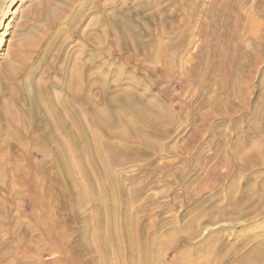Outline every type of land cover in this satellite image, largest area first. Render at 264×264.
I'll use <instances>...</instances> for the list:
<instances>
[{"label": "rangeland", "instance_id": "374dc122", "mask_svg": "<svg viewBox=\"0 0 264 264\" xmlns=\"http://www.w3.org/2000/svg\"><path fill=\"white\" fill-rule=\"evenodd\" d=\"M46 1L0 0V144L2 145V147L0 145V152L11 155L7 158L10 162L6 161L9 168L11 165L19 166L20 164L23 170L14 178L13 174L0 173V179H3L1 184L4 185L0 184V187L6 188L3 190L7 192L15 184L21 190L22 196L15 198L12 203L14 204L16 200L15 206L21 209L22 218L27 219L29 216L39 221L44 243H46L34 249L27 246L0 247V256L5 254L4 258L0 257V264H94L92 259L99 257L101 249L109 258L114 257L113 252L116 251V247L110 248L111 251L108 252L106 249L109 247H94L93 250L80 247L78 240L81 235L78 234L76 227L78 229L80 225H83V221H79L80 224L77 223L73 227L71 213L66 208L67 199L61 197L57 190V193L52 195L53 202L58 200L54 202L56 221L48 220L42 215L41 205L48 198L44 197V189L40 194L44 196L42 195L40 199L34 195L28 178L34 174L35 167L39 172L41 171L44 160L42 154L32 151V144L31 147H25L29 139L19 138L14 130L26 119H32L31 112L34 108L38 109L40 114L44 113V110L38 108L42 106L37 102V92L40 87L46 95L64 94L60 84L65 82V77L60 71L72 69L78 58L81 61L86 60L87 53L95 49L83 40V34L88 30L93 33L92 28L96 30L104 28L101 18L97 19L101 26L93 22L101 14L102 6L108 12L115 11L117 16L119 15L116 21V29L119 33L116 38L119 43L113 40L112 34L107 35L103 40V46L112 47L115 54L112 58L104 59L110 67L104 74L112 81L116 71H119L123 74L120 85L124 87L133 86L132 80L140 81L142 83L140 87L133 86L137 94L141 96L143 89H148L152 93L149 94L150 100H155L160 105L166 106V100H170L169 102L177 109L198 108L199 130L189 125L185 126L186 129L182 126L179 127L180 129L176 128L177 130L168 140L170 150L160 147L150 158H129L128 163L119 168L118 173L126 180L131 177V181L134 182H147L146 192L131 200L134 209L142 208L141 213L144 215L142 225L146 222L152 223L153 230L157 232L155 235L158 233L163 236L171 235L184 220L193 216L196 218L200 214L197 209L198 204L207 202L210 195L221 193V196L226 197L229 186L235 182L237 172L245 169L244 172L249 173L251 168V171L264 170V165L254 168L252 162L246 159L237 163L233 159L230 160L229 149L215 150L205 148L206 145H203V140L206 138L217 137L219 140L215 143L224 147L222 137L246 138L244 135L251 121L257 126L263 122L261 118L255 116L254 109L264 98L262 89L264 0H231L230 3L228 0H166V2L162 0H50L48 12L45 6H41ZM163 7H166V28L159 22ZM53 14L61 16L62 19L55 26L50 27V18L54 16ZM112 28L115 31L113 26ZM122 33L125 35L122 36ZM157 40L169 45L160 54L168 59L165 62L166 65L164 58L147 59L141 52L143 44L139 41L154 47ZM122 43L129 45L128 49L122 47ZM83 45H87L85 53L81 50ZM47 105L56 107L54 106L56 104L49 99ZM138 107L144 110L142 105L138 104ZM188 116L186 119L190 122ZM19 119L21 121H18ZM12 122L15 127L9 124ZM219 133L226 135L221 136ZM252 137L250 139L257 140V135L254 134ZM159 141L166 142V139ZM263 144L264 141L262 147ZM254 146L253 150L256 154L257 144ZM72 155L73 153L68 155L72 166L70 167L77 179L81 178V185L85 187L82 188L83 191L86 192L85 189H88L86 193L90 195L92 190L86 187L84 178L80 177L81 171L78 169H81L79 162L81 158ZM196 155L203 156L200 157L201 160L208 158L209 155L213 157L204 165V168H200L201 164H198L202 170L198 169V177L192 178L189 189L185 190L184 185L187 183L184 179L188 172L196 167ZM12 156H15L16 160ZM255 156L257 158V155ZM132 159L135 160L131 161ZM58 163L57 168L60 166V162ZM145 171H148L147 175ZM230 173L234 175L230 176ZM243 180L241 177L237 179L236 186L241 187ZM263 183L264 178L259 180L258 185L263 186ZM94 195L91 193L93 204L88 203L83 216L96 214L102 219L104 212L98 204L96 205L98 207H95L97 199ZM56 197L58 199H55ZM116 201L114 203L119 209L118 219L121 224L127 202L124 199ZM221 203L224 204V201ZM206 204L208 205V202ZM16 207L9 213V218L17 212ZM206 219L203 223L207 222ZM219 220L222 219L219 217L213 224H217ZM245 224H241L243 227L227 224L229 227L225 225L222 231L219 229L220 233L224 232L226 235L225 243H231L234 238V241H249V244H252L254 238H259L257 235H262L264 238V215L257 216ZM160 225L164 231L156 230ZM172 225L175 228L173 231L169 229ZM195 226L199 228V219ZM141 229L143 232V226L139 230ZM204 229L203 227L200 234L193 236L194 239L186 235L174 237L172 234L171 243L169 242V245L166 243L164 246L166 248L162 250L164 264H213L215 257L220 254L218 247L209 248L207 242V247L203 249L197 247L204 245L207 240L204 238H207L210 231ZM10 230H8L9 234ZM97 231L99 232V229ZM125 233L121 232V235H124L122 247L126 249L122 250L123 256H126L125 259L129 260L127 246L129 241ZM133 244L135 245V242ZM238 245L236 247L242 244ZM246 249L248 248L245 247L244 250ZM181 253H185L183 261L179 258ZM230 257L233 259L232 255ZM229 263V260H225L223 264ZM260 264H264V259Z\"/></svg>", "mask_w": 264, "mask_h": 264}, {"label": "bare ground", "instance_id": "6f19581e", "mask_svg": "<svg viewBox=\"0 0 264 264\" xmlns=\"http://www.w3.org/2000/svg\"><path fill=\"white\" fill-rule=\"evenodd\" d=\"M50 3V0H47L42 3L41 6H45L48 12ZM111 10L114 11L112 8ZM100 13L101 14H99L93 22L99 24L100 22H98L99 20L97 21V19L101 18L104 28L102 27L96 30L90 27L93 33L88 30V32H84L83 34V40L89 45H92L95 49L87 53L88 57L86 60L81 61L78 58L74 62V67L72 69L60 71L65 77V82L60 84V88L64 91V94L53 93L52 95H46L43 92V88L40 87L37 92V102L42 106V108H38L42 111L44 110V113L40 114V111L34 108L31 112L32 119H26L21 126H16V129L13 128L19 138L29 139L25 147H31L32 144V151L35 150L39 152L43 157L44 163L43 167L41 166V171L39 172L35 167L34 174L28 178L33 194L40 199L43 195L40 194L44 189L45 196H43L48 198V200H45L41 205L42 215L48 220L54 219V221H56L54 214L56 210H54V208H56L55 203L58 200H55V203L53 202V193L55 194L58 192L61 197L65 198V200L67 199L66 208H68L69 210H67L71 213L70 218L74 224V226H72L75 227L77 223L80 224L79 221H83V225H80L78 229L76 227L78 234L80 233L81 235L78 240L80 247H86L89 248V250H93L94 247H109L106 249L107 252L109 250L111 251L110 248L116 247V251L114 250L113 252L114 257L111 258L107 256L104 250H99V257H94L92 259L94 264H164L162 250L166 248H164V246L169 245V242L171 243L172 234L174 237L175 235H186L191 238L200 234V230L203 227L205 231L210 232L209 234L207 233V238H204L207 240H203L205 241L204 245H199L197 247L198 249H203V247H207V243L209 248H211V246L218 247L217 250L220 254L215 257V264H223L225 260H229V264H260L264 259V240H262L264 238L262 235H257L259 238H254L255 240H253L252 244H249V241L237 242L234 241V238H232L233 241H231V243H225L224 236L226 235L224 232L220 233L219 229L222 231L225 225L229 227L227 224L241 226V224L244 223V225H246L245 222L257 216L264 215V183L263 186H260L261 184L258 185L259 180L264 178V170L261 169H254L251 171V168L250 172L247 173L244 172L245 169L241 170L240 168L241 171L237 172L235 182L229 186L226 197L223 195L221 196V193L210 195L207 201L208 205L206 204L207 202H202L200 205L198 204L197 209L200 214L196 216V218L193 216L184 220L182 225L176 226V230L172 234L170 233L171 235L166 236L164 234L165 236H163L159 233L155 235L157 232L153 230L154 225L152 223L146 222L145 225H142V223H144V215L141 213L142 208L136 207V209H134L131 200L134 197L142 196L146 192L147 182H134L131 181V177H129L127 181L118 171L119 168H122L128 163L127 160L129 158H150L153 153L146 154L148 150L141 145L144 144L147 147L148 145L146 144L148 143L152 146L151 150L155 152L159 142L155 144L153 140L146 135L152 131L153 133L161 131L159 133L168 134L166 130L162 129V124L166 123V121L168 122L170 119L172 120V117L169 116L170 114H166V109L156 103L155 100H150L149 94L151 92L148 91V89H143V95L141 96L137 94L138 92L133 89V86H141L140 81L132 80L133 86L124 87L120 85L123 74L119 73V71H116L112 77V81L104 74L105 71L110 68L105 63V60L114 57L115 54L112 47L103 46V40L107 35L112 34L114 35V39H112L118 42L116 37L119 36V33L116 29V21L119 15L117 16L115 11L113 13L108 12L106 9H103V6ZM128 15L131 14L128 13ZM58 16L59 15H54L50 18V27L55 26V24L62 19L61 16ZM100 24L99 26H101ZM124 35L125 34L122 36ZM64 42H66V40ZM139 42L143 44L141 50L143 55L152 60H157L158 55L160 56L161 54L163 45H165L164 43L162 44L163 41L161 40H157L154 47L150 44L146 45L142 41ZM86 46L87 45L81 46V50L84 53L87 51L85 48ZM121 46L127 49L129 47V45H125L124 43H122ZM119 70L121 71V69ZM262 89L264 90V82L262 83ZM48 99L52 101L53 104H56L54 105L56 106L55 108L52 107V105H47ZM138 104H141L144 110L138 107ZM254 111L255 116L261 118L263 122L260 121L261 125L258 126L256 124H254V126L252 121L248 124L246 129L248 142L245 144L236 139L233 148L234 157H232V159L236 163L243 162L244 159L249 160L252 162V167L256 168L264 165V146H261L264 141V98ZM8 118L11 119L12 117L8 116ZM13 118H15V115ZM18 121H21V119ZM9 124L14 126L13 122ZM254 134L257 135V140L250 139L253 138L252 135ZM137 141H140L141 145H138ZM160 144L162 147L164 142H160ZM255 144H257L256 154H254L255 152L253 150ZM29 150L31 151L30 148ZM260 152L262 153L260 154ZM5 153L0 152V173L13 174L12 176L14 178L22 173L23 170L20 164V167L11 165L12 167L10 166L9 168L7 162L10 161H8L7 158L11 157V155ZM69 153H73L74 157L78 156V158H81V161H79L81 163V165L79 163L81 169L78 168L82 174L80 177L84 178V184L87 185L86 187L91 188L89 190H92V192H90L93 195L95 193L94 196L97 199V201H95V207H101L103 210L102 212H104V218L101 219V217H97L96 214H94V216L96 215L95 218L93 215L83 216L85 208L88 207V203L90 204L92 201L91 193L90 195L86 193L88 189H85L86 192L83 191L84 189L82 188L84 186L82 187L81 185V178H79L80 180L77 179L75 172L73 173L68 157ZM255 155H257V158ZM197 157L198 164L202 166H200V168H204L203 165L208 163L206 162L207 160H203L204 158L201 160L200 155ZM13 159H15V156ZM133 160L135 159L131 161ZM58 162H60V166L62 165L61 167L58 165L59 168H57ZM200 168L194 167L192 171L190 170V172H188L187 177L184 179L187 183L184 185L185 190H188L192 180L197 178V175H199L198 169ZM229 175L232 176L234 173H230ZM240 177L244 179L243 184L245 185L243 186L242 184L241 187H238L236 186V180ZM2 180L3 179H0V184ZM3 189L6 188L0 187V247L27 246L32 249L41 247V244L44 243V238L41 233L42 228L40 229L39 221L29 216L27 219L22 218L23 215L21 216L20 214L21 209L15 206L16 200L14 204L12 203L15 198L22 196L23 193H21V190L17 188L15 184H13L7 192ZM216 198L217 200H215ZM55 199H58V197ZM119 199H124L127 202L124 208V214H122L123 217L121 216V224L118 219L119 209L114 203V201ZM220 199V202L224 201V204H220ZM91 203L93 204V202ZM97 204L98 206H96ZM14 207H16L17 212L9 218V213ZM139 213H141V215ZM219 217L222 219L219 220V222H222L220 224H218L219 222L213 224ZM205 218H207V222L203 223ZM198 219L199 228H196L195 224ZM142 226L144 228L143 232L142 229L141 231L139 230ZM241 227H243V225ZM9 228H11V230ZM96 229H99V232ZM169 229L173 231L175 228L172 225ZM8 230L11 231L10 234ZM156 230L160 231L163 230V228L160 225ZM122 231L123 233L126 232L125 235L130 244L127 245L128 254H130L129 260H127L128 258L125 259L126 256H123L126 249L122 247V236H124L121 235ZM192 239H194V237ZM133 242H135L136 246ZM239 243L242 245L236 247ZM45 244L46 243H44V245ZM245 247L248 249L244 250ZM184 254H179V258H182V261L184 259ZM230 254L233 259L230 257Z\"/></svg>", "mask_w": 264, "mask_h": 264}, {"label": "crops", "instance_id": "0c3cea01", "mask_svg": "<svg viewBox=\"0 0 264 264\" xmlns=\"http://www.w3.org/2000/svg\"><path fill=\"white\" fill-rule=\"evenodd\" d=\"M245 1V0H244ZM149 2V1H148ZM162 2H166V0H162ZM228 2L230 3L231 0H228ZM196 12V11H195ZM159 22L162 23V26L164 28H166V7H163V10H162V17L161 19L159 20ZM165 44L163 45V49L162 50H166V42H162V44ZM145 58H147L146 56H144ZM161 58H164L163 56H159L158 55V58L157 59H161ZM147 59H150V58H147ZM166 60H168L167 58H164V64L166 65ZM142 85V83H141ZM140 87V86H139ZM164 87H166V85H164ZM166 91V90H165ZM137 92V91H136ZM170 100H166V106L165 105H160L162 106L164 109H166V114H170L169 116L172 117V120L170 121H166V123H163L162 124V129L163 130H166L168 132V134H164V133H159L161 131H156V133H153L150 132L148 133V136L151 140H153V142L156 144L159 142L158 144V148L156 149L155 152L158 151V149L161 147V144H160V139H166V142L164 141V144L162 146V148L164 149H167V150H170V146L168 144V140L171 138V135L174 131H176L177 129L176 128H181V126L183 127V129H186L187 125H189L190 127H195V129L197 130L198 127H199V124L197 122V119H198V108L196 107H185V108H174V106L169 102ZM157 103V102H156ZM141 105V104H140ZM172 114V115H171ZM189 114V116H188ZM189 117L190 119V122L187 121L186 117ZM174 118V119H173ZM181 121V122H180ZM159 125V124H158ZM167 125V126H166ZM186 126V127H185ZM179 128V129H180ZM199 130V129H198ZM155 131V130H154ZM211 134V132L209 133V135ZM224 135H226L225 133H223ZM223 134H220L221 136H223ZM244 137L246 138H236L237 140H240L241 142H244L245 144L248 142V135L245 133ZM232 138V139H231ZM222 137L223 141H224V147H221L220 144H216L215 141L216 140H219L217 137H213V138H206V140H203V145L205 144L206 147L205 148H214L215 150H219V149H222V148H225V149H229L230 150V160H232V157H234L233 155V148H234V143L236 141V139L234 137ZM156 140V141H155ZM138 145H141L140 144V141L137 142ZM145 143V142H144ZM146 144V143H145ZM148 145L147 147L143 144L141 146H143L144 148H146L148 151L146 152V154H149V153H153L152 155H155V152L154 150H151V147L148 143L146 144ZM218 145V147H217ZM263 152V151H262ZM145 154V153H144ZM233 155V156H232ZM198 155H196L195 157V162H197L198 160ZM213 157V155H209L208 158L206 159H203V160H207L206 162H209L210 159ZM209 159V160H208ZM203 165V164H202ZM206 165V164H205ZM204 166V165H203ZM153 167H156V166H153ZM196 167L199 168L198 166V162L196 164ZM152 168V167H150ZM158 168V167H156ZM161 170V169H159ZM152 171V170H151ZM161 175V174H160ZM158 175V177L160 176ZM198 177V176H197ZM160 178V177H159Z\"/></svg>", "mask_w": 264, "mask_h": 264}]
</instances>
